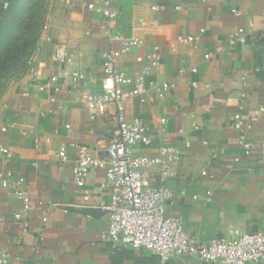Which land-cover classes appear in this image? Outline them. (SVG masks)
Listing matches in <instances>:
<instances>
[{
    "label": "crops",
    "instance_id": "1",
    "mask_svg": "<svg viewBox=\"0 0 264 264\" xmlns=\"http://www.w3.org/2000/svg\"><path fill=\"white\" fill-rule=\"evenodd\" d=\"M45 1L27 68L0 100V142L9 150L8 156L0 153V264H159L150 251L103 238L112 121L80 99L82 90L100 91L102 53L120 49L123 38L138 43L117 58L124 75L137 74L158 46L161 62L150 77L173 84L163 96L149 87L143 101L129 95L123 101L126 118L150 128L151 142L134 145L136 154L178 155L166 181L175 193L166 215L179 217L185 232L202 240L264 234V0H112L111 19L87 8L102 0ZM178 36L195 41L183 43ZM59 43L74 58L65 68L81 78L68 83L61 77L63 67L52 59ZM54 75L56 84L49 82ZM235 114L249 121L248 155L233 127ZM82 151L101 163L87 172L88 200L72 172ZM16 190L28 194L29 210ZM15 213L26 217V228ZM166 264L220 263L173 255Z\"/></svg>",
    "mask_w": 264,
    "mask_h": 264
},
{
    "label": "built area",
    "instance_id": "2",
    "mask_svg": "<svg viewBox=\"0 0 264 264\" xmlns=\"http://www.w3.org/2000/svg\"><path fill=\"white\" fill-rule=\"evenodd\" d=\"M9 1L3 4L4 9ZM88 9L104 15L108 19L115 16L112 10V0H102L101 3H89ZM153 10L156 5L151 7ZM235 16L240 12L233 10ZM238 32H243L242 28ZM177 40L183 43L195 41L193 36H178ZM244 42L241 35L238 39ZM234 38L230 39L232 43ZM138 45L135 39H121L118 50L102 53L103 79L99 92L82 90L80 99L90 109L96 110L112 121L110 137L105 150L108 163L105 165L106 183L111 192L109 202L104 209L109 216V228L103 238L113 243L126 245L136 250H147L159 258V264H166L173 255L192 256L202 262H218L220 264H252L264 262V234L261 232H235L230 237H215L202 240L189 236L179 217L166 215V207L175 197L174 191L166 184L174 176L173 165L178 155L172 150L163 151L161 155L152 156L136 154L134 145H148L151 142L150 128L138 120H128L125 116L123 101L127 95H142L149 87H155L158 96H163L173 87L172 83L157 82L150 77L152 71L159 67L161 52L158 46L153 47L147 55V63L143 64L134 76L124 75L116 65L117 58L127 53L132 46ZM208 57V55L206 56ZM52 59L63 68L61 77L65 82L82 77L79 71L65 68L74 63V58L64 44H56L52 50ZM142 63L143 58L137 57ZM34 73V69H31ZM192 72H196L193 68ZM49 82L56 84L58 76L49 78ZM196 87V84L193 85ZM54 90L58 87L54 85ZM112 104L114 110L110 112L108 105ZM233 127L239 131V143L243 153L248 155L251 142L246 138L249 121L243 123L239 114L234 115ZM2 132L5 128L1 129ZM0 153L9 155V150L0 142ZM60 161L65 160L64 149L58 151ZM101 166V163L82 151L76 160L72 172L73 180L84 200H88L89 193L86 188V176L90 167ZM148 173V174H147ZM8 174V173H7ZM22 199V208L29 210L30 199L23 190H16ZM210 199V191L206 192ZM14 219L27 226L26 217L15 213ZM45 220V218H43Z\"/></svg>",
    "mask_w": 264,
    "mask_h": 264
},
{
    "label": "trees",
    "instance_id": "3",
    "mask_svg": "<svg viewBox=\"0 0 264 264\" xmlns=\"http://www.w3.org/2000/svg\"><path fill=\"white\" fill-rule=\"evenodd\" d=\"M44 13L32 0H9L0 17V100L26 70L39 38Z\"/></svg>",
    "mask_w": 264,
    "mask_h": 264
},
{
    "label": "rangeland",
    "instance_id": "4",
    "mask_svg": "<svg viewBox=\"0 0 264 264\" xmlns=\"http://www.w3.org/2000/svg\"><path fill=\"white\" fill-rule=\"evenodd\" d=\"M35 2V3H34ZM34 2H32V5H34V8H37L39 10V12H42V9L44 8L43 5H46V1L42 0V2H36V0H34Z\"/></svg>",
    "mask_w": 264,
    "mask_h": 264
}]
</instances>
